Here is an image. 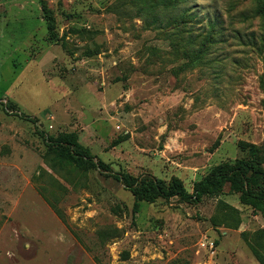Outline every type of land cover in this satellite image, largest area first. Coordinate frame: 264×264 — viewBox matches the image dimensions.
I'll return each mask as SVG.
<instances>
[{
    "label": "rangeland",
    "instance_id": "obj_1",
    "mask_svg": "<svg viewBox=\"0 0 264 264\" xmlns=\"http://www.w3.org/2000/svg\"><path fill=\"white\" fill-rule=\"evenodd\" d=\"M171 3L0 0V264H264L230 183L137 201L116 180L191 193L254 149L264 171V4ZM65 134L84 165L48 150Z\"/></svg>",
    "mask_w": 264,
    "mask_h": 264
},
{
    "label": "trees",
    "instance_id": "obj_2",
    "mask_svg": "<svg viewBox=\"0 0 264 264\" xmlns=\"http://www.w3.org/2000/svg\"><path fill=\"white\" fill-rule=\"evenodd\" d=\"M174 0H168L171 3ZM264 4V0H260ZM172 4V3H171ZM47 29L52 32L53 21L46 19ZM67 145V148L63 147ZM48 150L54 152L59 162L70 164L80 163L84 165V147L81 146L74 134H65L52 143ZM116 180L122 181L137 201L155 197L172 198L180 197L188 202L201 200L205 195L216 194L224 184L230 183L233 189L240 192L244 203H249L258 208L264 214V187L259 183L264 180V171L261 168L258 151L254 149L249 158L239 166L231 164H220L210 170L201 180L194 183L193 192H189L183 182L174 177L166 183L162 179L145 178L138 179L129 175H120ZM59 214V212L57 211Z\"/></svg>",
    "mask_w": 264,
    "mask_h": 264
}]
</instances>
